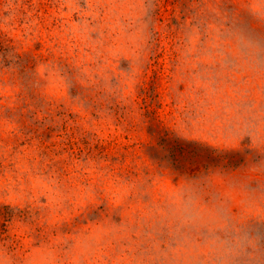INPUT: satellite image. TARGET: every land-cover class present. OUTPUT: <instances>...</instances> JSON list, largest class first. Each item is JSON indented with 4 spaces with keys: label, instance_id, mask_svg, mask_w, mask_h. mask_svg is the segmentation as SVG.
Masks as SVG:
<instances>
[{
    "label": "rangeland",
    "instance_id": "1",
    "mask_svg": "<svg viewBox=\"0 0 264 264\" xmlns=\"http://www.w3.org/2000/svg\"><path fill=\"white\" fill-rule=\"evenodd\" d=\"M0 264H264V0H0Z\"/></svg>",
    "mask_w": 264,
    "mask_h": 264
}]
</instances>
